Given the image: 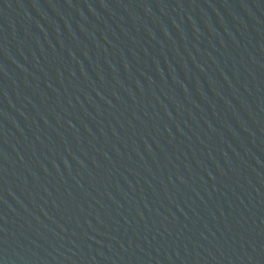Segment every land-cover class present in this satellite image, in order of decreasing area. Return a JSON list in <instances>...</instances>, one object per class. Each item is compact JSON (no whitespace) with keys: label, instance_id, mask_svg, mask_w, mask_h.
<instances>
[{"label":"water","instance_id":"water-1","mask_svg":"<svg viewBox=\"0 0 264 264\" xmlns=\"http://www.w3.org/2000/svg\"><path fill=\"white\" fill-rule=\"evenodd\" d=\"M0 264H264V0H0Z\"/></svg>","mask_w":264,"mask_h":264}]
</instances>
